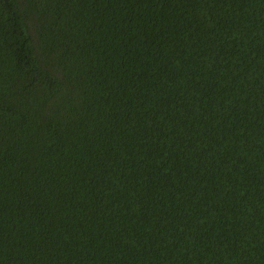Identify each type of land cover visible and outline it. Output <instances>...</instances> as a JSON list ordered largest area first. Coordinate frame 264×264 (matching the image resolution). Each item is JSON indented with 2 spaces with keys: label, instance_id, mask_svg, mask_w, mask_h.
<instances>
[{
  "label": "trees",
  "instance_id": "obj_1",
  "mask_svg": "<svg viewBox=\"0 0 264 264\" xmlns=\"http://www.w3.org/2000/svg\"><path fill=\"white\" fill-rule=\"evenodd\" d=\"M171 264H264V0H170ZM0 264H169V0H0Z\"/></svg>",
  "mask_w": 264,
  "mask_h": 264
}]
</instances>
